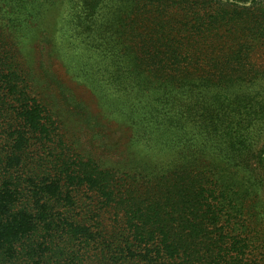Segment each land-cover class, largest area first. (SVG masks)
<instances>
[{"label":"trees","instance_id":"obj_1","mask_svg":"<svg viewBox=\"0 0 264 264\" xmlns=\"http://www.w3.org/2000/svg\"><path fill=\"white\" fill-rule=\"evenodd\" d=\"M0 264H264V0H0Z\"/></svg>","mask_w":264,"mask_h":264},{"label":"rangeland","instance_id":"obj_2","mask_svg":"<svg viewBox=\"0 0 264 264\" xmlns=\"http://www.w3.org/2000/svg\"><path fill=\"white\" fill-rule=\"evenodd\" d=\"M68 86L73 89V94L76 96L77 99H79L80 101H82L85 104H87L91 109H93L95 107L94 106L95 105L94 100H93V102H91V98H90L91 94L87 90L83 89V87H81V86L76 85L74 82H69L68 81ZM105 126H106V128H108L109 130L112 131V134L113 133L117 134L119 129L121 130V133H123V129H121V127H119L115 123H107V122H105ZM69 128L73 132H75V130H78V128L72 122L69 123ZM135 139H137V137H135V136L132 137V141L131 142H134ZM79 141L82 144H84L83 145L84 149H86L88 152H92L93 154H95L94 158L106 157L105 156V152L97 150L96 146L94 145L95 142H97V141H91V140L89 141L88 138L87 139H82V140H79ZM122 142H126V139L124 138V136H121V139L118 140L116 143L119 144V145H122ZM104 160H107V159L104 158L102 161H104Z\"/></svg>","mask_w":264,"mask_h":264}]
</instances>
